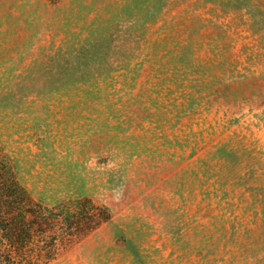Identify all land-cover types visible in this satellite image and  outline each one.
<instances>
[{"label": "rangeland", "instance_id": "374dc122", "mask_svg": "<svg viewBox=\"0 0 264 264\" xmlns=\"http://www.w3.org/2000/svg\"><path fill=\"white\" fill-rule=\"evenodd\" d=\"M0 264H264V0H0Z\"/></svg>", "mask_w": 264, "mask_h": 264}, {"label": "trees", "instance_id": "16d2710c", "mask_svg": "<svg viewBox=\"0 0 264 264\" xmlns=\"http://www.w3.org/2000/svg\"><path fill=\"white\" fill-rule=\"evenodd\" d=\"M89 221H91V218H89ZM86 225H88V226H89V225H91V224H90V223H88V224H86Z\"/></svg>", "mask_w": 264, "mask_h": 264}]
</instances>
